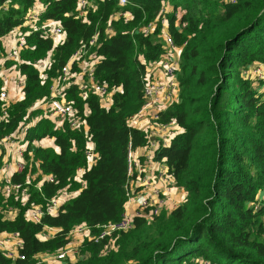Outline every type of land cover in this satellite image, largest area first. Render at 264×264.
Segmentation results:
<instances>
[{
  "label": "trees",
  "instance_id": "1",
  "mask_svg": "<svg viewBox=\"0 0 264 264\" xmlns=\"http://www.w3.org/2000/svg\"><path fill=\"white\" fill-rule=\"evenodd\" d=\"M88 1L82 17L80 0H0V61L25 78V98L9 104L7 117L0 98V146L30 125L26 168L11 180L23 185L28 199L0 196V235L18 234L23 241L26 260L19 264H43L37 256L60 253L79 226L97 236L102 226L121 220L137 193L130 184L138 172L129 173V151L159 139L130 122L144 106L148 69L168 52L161 18L183 49L179 99L160 113V125H178L180 131L153 160L167 167L186 199L159 216L148 218L146 211L136 217L131 229L112 235L113 247L110 237L101 243L85 238L79 255L65 264H264V201L256 208L264 190V80L244 75L252 64H264V0H128L124 8L119 0ZM35 11L40 19L28 23ZM120 11L128 19L117 18ZM156 21L154 32L145 35L143 29ZM44 24L50 26L42 30ZM54 26L63 30L58 39ZM15 30L25 45L11 60L3 40ZM82 48L86 55L73 59ZM68 64L74 73L83 72L84 64L94 67L96 79L112 91L106 109L98 96L83 97L77 84L66 88L82 118L76 130L33 110L49 98ZM3 86L0 80V93ZM62 192L70 198L56 216L28 220L33 206L45 207ZM10 209L14 218L7 217ZM50 228L59 232L46 239ZM10 262L0 252V264Z\"/></svg>",
  "mask_w": 264,
  "mask_h": 264
},
{
  "label": "built area",
  "instance_id": "2",
  "mask_svg": "<svg viewBox=\"0 0 264 264\" xmlns=\"http://www.w3.org/2000/svg\"><path fill=\"white\" fill-rule=\"evenodd\" d=\"M241 0H221L225 5H235ZM129 5L128 0H119V7L124 8ZM90 3L88 0H80L79 2V15L86 17ZM166 12V9H163L161 14L163 15ZM128 13L120 11L117 15V18L124 17L128 19ZM40 19L38 12H33L29 15L28 23L37 22ZM161 20L162 25V39L168 50L167 54L155 64H153L148 69L147 77L145 78L144 85V99L145 103L139 113L133 117L130 122V125H134L143 120L147 119L149 116L152 121L158 123L159 125H153L156 129L159 130V134L155 137L159 140L151 141V145L142 150L143 153L136 158L137 152H133L131 149L128 154V163H129V173L132 175L135 171L138 172V177L136 180L130 182L132 189L135 188L136 192L133 197L129 199L125 206V211L122 215V218L117 223H110L101 227V232L97 236L91 234V229L88 226H79L72 230L69 234L71 238V244L63 249L60 253L56 255L45 254L44 257H54L56 262H61L65 264V261L68 259L76 258L79 255V246L82 245L85 238H89L92 242L101 243L107 238H111L112 235L119 231H127L132 228L136 217L146 215L148 218L159 216L162 211L166 210V201L164 200L165 190L158 187L159 182H164L169 186V191L174 188L178 189L175 186V182L172 177L166 175V166L162 165L160 162H154V153L160 147H167L170 143L169 131L171 125H160V113L165 111L168 107L176 103L180 95V87L178 74L180 72V57L182 53V47H178L168 31V22L166 19ZM158 20V21H159ZM150 23L143 29L145 35H149L154 32L157 22ZM44 24L41 28L46 30ZM54 38L58 39L63 35V30L60 26H54L52 31ZM94 43V41H93ZM25 37L23 35L18 36L16 48L8 54V59L15 60L17 59L18 52L24 48ZM87 51L82 48L73 59L80 60L86 55ZM86 63V62H84ZM46 62H41L39 68L41 71L44 70ZM83 72H72L71 66L68 64L63 68L60 77L54 83V86L51 87V94L47 100L39 103V109L43 110V115L50 118L56 119L59 123L68 122L71 129L76 130L80 127L82 118L78 116L73 103L69 101L66 97L65 90L71 84L75 83L79 86V89L83 97H87L88 94H93L98 96L102 101V107L109 109L112 106V91L107 85L100 83L96 79L95 69L92 66L84 64L82 68ZM154 71V72H153ZM155 72H159L156 74ZM244 75L248 78L254 80H264V64L255 63L252 64L249 68L244 70ZM0 80L5 84L7 78L4 76L3 71L0 70ZM20 87H25V78L21 76L18 80ZM0 98L4 103V115L7 117L6 108L9 106V96L6 90H2L0 93ZM34 109V108H33ZM30 125L26 126L23 129L22 134L25 137V133L29 129ZM137 128V127H136ZM140 129V128H139ZM147 133L149 131L145 130ZM21 132H16L12 136L8 137L6 141L11 143L16 142V134ZM154 136L152 133H150ZM23 137V139H25ZM24 141V140H23ZM25 143V141H24ZM93 148L88 147L87 156L90 162H93L96 158V154L93 151ZM25 149L17 150V153L20 157V162L17 165L16 174H20L26 168V161L24 158ZM16 153V150H15ZM141 157L145 159V163L140 161ZM157 167V168H156ZM159 167V168H158ZM41 173H37L32 178H36ZM82 174V173H81ZM81 174H79L81 176ZM11 179H5L4 182L0 183V196L4 198H9L14 196L16 199L23 197L24 201H27L28 196L27 192L24 189L23 185L18 183H12ZM44 180L53 182L51 176H45ZM33 179L28 180V184H31ZM70 195L66 192H62L59 196L52 198L45 207L42 206H33L28 213V220L33 223H41L42 219L46 216H56L62 204L69 200ZM258 204L256 208L264 201V190L259 194L257 199ZM13 212L10 209V213ZM59 232V229H49L48 233H43V236L48 238H53V236ZM112 238L109 245H112ZM23 248V241L20 239L18 234H8L4 233L0 235V252L8 259L11 260L9 264H19L20 261L26 260V256L21 252ZM40 255L37 256L39 259Z\"/></svg>",
  "mask_w": 264,
  "mask_h": 264
},
{
  "label": "crops",
  "instance_id": "3",
  "mask_svg": "<svg viewBox=\"0 0 264 264\" xmlns=\"http://www.w3.org/2000/svg\"><path fill=\"white\" fill-rule=\"evenodd\" d=\"M19 35H20L19 31L15 30L3 40V46L5 48L6 54H9L11 51H13L16 48ZM0 67L2 68V69L0 68V70L3 71L4 76L7 78L6 83L5 84L3 83L4 84L3 89L7 91L10 103H16V102L23 100L25 98L24 87H20L19 83L17 82L21 77L19 71H17L15 68L5 69L4 68L5 66L2 67V61H0ZM155 73L160 75L159 72H155ZM39 106L40 105L34 106L33 110H39ZM134 126L144 131L147 130L150 133H152L154 136L159 134L158 132L159 130L156 129L153 125H148V121H146L145 118H143V120L140 121V123H137ZM179 131H180V128L178 127V125H172L169 131L170 139ZM16 136L17 137L15 140L17 141L14 143H11L9 141H3L1 143L0 155H2L3 153V158H2L3 163H2V169L0 170V183L4 182L5 179H11L16 174L17 165L21 160L19 157V154L17 153V150L26 148V144L23 141L24 135L22 134V132L16 134ZM51 142L52 141H44L41 144L42 145L47 144V146H49L51 145ZM89 147L94 149L93 144H90ZM15 150H16V153H15ZM142 153L143 151L139 150L136 154V158L138 159V156L141 155ZM159 183L165 184L164 182H159ZM175 190L179 191L181 197H183V200L186 197V193H184L182 189L174 188L173 190H171V194L174 197L171 198L167 202L166 210L171 211L183 202V201H181L180 203L178 202V198H177ZM10 215L12 218H14L16 213L11 212L9 216ZM72 259H75V258H72Z\"/></svg>",
  "mask_w": 264,
  "mask_h": 264
},
{
  "label": "rangeland",
  "instance_id": "4",
  "mask_svg": "<svg viewBox=\"0 0 264 264\" xmlns=\"http://www.w3.org/2000/svg\"><path fill=\"white\" fill-rule=\"evenodd\" d=\"M18 82V81H17ZM146 121H148V125H159L158 123H155L154 121H152L151 117L149 116L147 119H145ZM140 123V122H139ZM140 125V124H139ZM159 132V131H158ZM155 137V136H153ZM159 188L161 189H164L165 190V195H164V200L166 201V207H167V202L173 198L174 196L171 194V192L169 191V186H167L166 184H163V183H159L158 185ZM176 195H177V198H178V202L180 203L181 201H184L186 199L183 200V197H181L179 191H176ZM187 196V195H186ZM8 218L11 217L7 215ZM115 242L113 241L112 242V245L114 244ZM40 261L43 263V264H62L61 262H56L55 258L54 257H44L42 255H40L39 257ZM72 260H75V259H72Z\"/></svg>",
  "mask_w": 264,
  "mask_h": 264
}]
</instances>
